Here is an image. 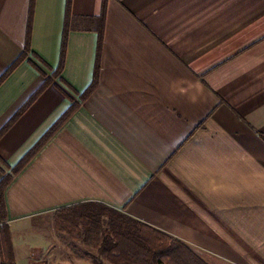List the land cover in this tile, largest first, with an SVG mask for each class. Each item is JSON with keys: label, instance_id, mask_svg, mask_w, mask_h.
<instances>
[{"label": "crops", "instance_id": "1", "mask_svg": "<svg viewBox=\"0 0 264 264\" xmlns=\"http://www.w3.org/2000/svg\"><path fill=\"white\" fill-rule=\"evenodd\" d=\"M71 2L56 75L68 0H0V78L25 54L0 85V158L16 166L75 106L0 226L108 207L206 264H264V0ZM47 246L14 243L16 264Z\"/></svg>", "mask_w": 264, "mask_h": 264}, {"label": "trees", "instance_id": "2", "mask_svg": "<svg viewBox=\"0 0 264 264\" xmlns=\"http://www.w3.org/2000/svg\"><path fill=\"white\" fill-rule=\"evenodd\" d=\"M71 0H68L66 13V27L64 33V43L61 51V62L59 68L55 71L58 75L61 73L66 50V35L69 28L71 13ZM30 28L28 30L26 52L29 51ZM25 60L23 54L16 63L0 78V85L13 73V71ZM51 84L47 79L42 88L28 101V103L18 112L10 125L15 122L44 92ZM75 111L72 107L49 131V133L40 141V143L29 152L16 166H9L0 158V172L3 174L0 183V206L3 207L2 194L12 180L22 171L30 162L41 147L56 133V131L66 122V120ZM9 127V126H8ZM6 127L0 132V138L5 133ZM97 211V210H96ZM101 213L107 216V227H103L99 217L95 212L86 217V240L96 244L98 253L105 255L112 264H206L193 251L182 243L169 238L161 232L151 229L141 223L110 208H102ZM0 257L4 260L3 264H16L14 257L13 243L11 242L10 229L7 225L0 226Z\"/></svg>", "mask_w": 264, "mask_h": 264}, {"label": "rangeland", "instance_id": "3", "mask_svg": "<svg viewBox=\"0 0 264 264\" xmlns=\"http://www.w3.org/2000/svg\"><path fill=\"white\" fill-rule=\"evenodd\" d=\"M74 213L63 216L66 220L62 222L65 228L59 227L60 224L55 219L51 221L45 218L26 221L18 228L12 227L11 242L16 244L19 251H23L34 243H39L43 237L48 245V255L43 258L47 264H112L105 255L98 253L95 243L84 240L86 217L91 214ZM95 214L103 227H107V216H103L101 210L95 211Z\"/></svg>", "mask_w": 264, "mask_h": 264}]
</instances>
